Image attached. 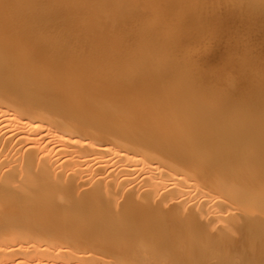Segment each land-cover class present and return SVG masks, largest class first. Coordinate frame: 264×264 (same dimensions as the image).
Here are the masks:
<instances>
[{
    "label": "bare ground",
    "instance_id": "bare-ground-1",
    "mask_svg": "<svg viewBox=\"0 0 264 264\" xmlns=\"http://www.w3.org/2000/svg\"><path fill=\"white\" fill-rule=\"evenodd\" d=\"M0 264H264V0H0Z\"/></svg>",
    "mask_w": 264,
    "mask_h": 264
},
{
    "label": "rangeland",
    "instance_id": "rangeland-1",
    "mask_svg": "<svg viewBox=\"0 0 264 264\" xmlns=\"http://www.w3.org/2000/svg\"><path fill=\"white\" fill-rule=\"evenodd\" d=\"M235 20H236V19H235ZM235 20H234V21H235ZM236 24H238V25H240V26L242 25V23H241V24H240V23H238V20H236ZM241 27H242V26H241Z\"/></svg>",
    "mask_w": 264,
    "mask_h": 264
}]
</instances>
